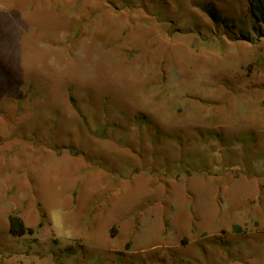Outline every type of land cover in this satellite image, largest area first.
Instances as JSON below:
<instances>
[{"label": "rangeland", "instance_id": "1", "mask_svg": "<svg viewBox=\"0 0 264 264\" xmlns=\"http://www.w3.org/2000/svg\"><path fill=\"white\" fill-rule=\"evenodd\" d=\"M0 264H264L249 0H0Z\"/></svg>", "mask_w": 264, "mask_h": 264}, {"label": "crops", "instance_id": "2", "mask_svg": "<svg viewBox=\"0 0 264 264\" xmlns=\"http://www.w3.org/2000/svg\"><path fill=\"white\" fill-rule=\"evenodd\" d=\"M134 185H138V187H139V188H137L138 193H137V196L134 199V206L132 208L133 211H134V214L128 216V218L123 223H120L121 224V230H120L121 234L123 232V228L125 229V224L127 222L128 223H131L132 221H134L135 218H138V217H135V215H136L137 209L139 208V206L141 204V202H140L139 199H140V196L142 194L141 193V191H142V185L141 184H138V183L125 182L124 184L120 185V192L118 194L114 195L113 197H111L110 203L104 207L105 209H112L113 207H115L119 202H121V200L119 199V195L121 194L122 190L124 189L125 191H131V188ZM82 186H83V188H85L84 185H82ZM89 188H90L89 191H92V188L93 187H89ZM83 191H86V189H84ZM127 209L128 208H126V210ZM157 210L159 211V209H157ZM158 211L156 212L155 217L151 221L150 225H147V227L144 228L145 230H143V231L140 232V235L138 237L140 239L139 240L140 243L145 244L147 241H150V240H152L151 242H154L153 239H155V238H157L160 241V238H159L160 237L159 236V231H160V229H159V223H160L159 217L160 216H159V212ZM94 214H95V212H94ZM96 217L97 216L95 214L94 215V218H96ZM206 225H207V223H206ZM124 232H126V234H128L126 230ZM155 235H157V237ZM133 238H134V235L132 234V238L131 239L133 240ZM138 238H136V239L138 240ZM152 246H154V245H152ZM150 248H153V247H150Z\"/></svg>", "mask_w": 264, "mask_h": 264}, {"label": "trees", "instance_id": "3", "mask_svg": "<svg viewBox=\"0 0 264 264\" xmlns=\"http://www.w3.org/2000/svg\"><path fill=\"white\" fill-rule=\"evenodd\" d=\"M249 11L256 22L264 23V0H249ZM9 230L16 236L34 232V229L26 226L24 221L16 214L9 215Z\"/></svg>", "mask_w": 264, "mask_h": 264}]
</instances>
